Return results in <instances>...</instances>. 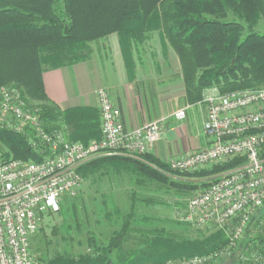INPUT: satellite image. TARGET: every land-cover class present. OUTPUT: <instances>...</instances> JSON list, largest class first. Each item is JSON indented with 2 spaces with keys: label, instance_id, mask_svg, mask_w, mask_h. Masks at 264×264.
Wrapping results in <instances>:
<instances>
[{
  "label": "trees",
  "instance_id": "16d2710c",
  "mask_svg": "<svg viewBox=\"0 0 264 264\" xmlns=\"http://www.w3.org/2000/svg\"><path fill=\"white\" fill-rule=\"evenodd\" d=\"M262 19L264 0H0V87L23 89L29 99L41 103L39 116L48 131L88 145L101 138L99 109L62 110L51 103L44 87L45 71L91 59V43L112 33L118 34L126 55L159 30L179 56L187 101L197 104L213 87L225 93L264 85V33L256 30ZM0 153L4 160L44 158L24 133L6 127L0 128ZM245 162L246 156L241 155L208 169L181 172L151 153L138 157L103 154L78 171L86 177L95 170L114 168L138 186L152 182L181 193L209 186ZM216 175L218 178L206 180ZM131 195L127 212L122 213L115 203L111 212L105 211L107 217L120 220V227L106 241L100 243L96 236L91 237L93 251L76 256L58 252L46 263L161 264L172 258L214 254L228 245L229 233L218 227L191 239L156 228L148 236V231L136 224L151 218L138 216L136 206L140 202L160 203L155 198L140 197L135 190ZM254 222L260 224L264 217L253 216L237 245L236 250L243 246L245 250L237 256L236 264H264V230L253 231Z\"/></svg>",
  "mask_w": 264,
  "mask_h": 264
},
{
  "label": "built area",
  "instance_id": "2783aa9c",
  "mask_svg": "<svg viewBox=\"0 0 264 264\" xmlns=\"http://www.w3.org/2000/svg\"><path fill=\"white\" fill-rule=\"evenodd\" d=\"M202 102L207 109L203 122L206 145L169 163L172 169L185 172L246 156L243 165L191 197L182 218L196 227L225 229L229 243L214 254L161 264H207L232 255L253 215L264 206V86L225 93L213 87L206 90ZM189 107L178 109L176 119L185 120ZM98 109L101 138L85 145L67 140L61 132L48 131L38 110L27 106L19 87H0V128L24 133L33 148L44 153L39 161L4 160L0 153V264H42L32 251V237L43 215L58 211L63 197L77 196L82 184L77 168L84 161L96 154L138 157L150 153L162 138L161 121L126 128L120 107L104 87L98 90Z\"/></svg>",
  "mask_w": 264,
  "mask_h": 264
},
{
  "label": "crops",
  "instance_id": "0c3cea01",
  "mask_svg": "<svg viewBox=\"0 0 264 264\" xmlns=\"http://www.w3.org/2000/svg\"><path fill=\"white\" fill-rule=\"evenodd\" d=\"M91 46L94 50L91 59L43 73L51 103L62 110L98 108V90L104 87L120 107L126 128L161 121L162 138L150 152L158 159L169 162L206 145L203 133L206 105L187 101L179 56L162 31L152 32L144 43L136 45L126 55L117 33ZM186 105L190 106L187 118L177 120L174 113ZM129 179L133 183V179Z\"/></svg>",
  "mask_w": 264,
  "mask_h": 264
},
{
  "label": "rangeland",
  "instance_id": "374dc122",
  "mask_svg": "<svg viewBox=\"0 0 264 264\" xmlns=\"http://www.w3.org/2000/svg\"><path fill=\"white\" fill-rule=\"evenodd\" d=\"M256 30L264 33L263 19L256 26ZM22 97L26 101L27 106L37 109L39 113L40 102L29 99L28 96L24 95V91H22ZM3 149L7 151L5 147ZM100 155L103 154H96L81 165L83 166L84 163ZM223 161L214 162L210 165ZM210 165L202 166L196 170L208 169ZM78 168L77 172L80 174ZM192 171H195V169ZM94 172L86 177L80 174L82 176V184L76 197H63L60 202V210L56 212L50 211L43 215L39 229L31 240L32 251L40 258L42 264H47V259L58 252H68L76 256L80 253L93 251L89 244L91 237L96 236L100 243L106 241L112 232L120 227V220L118 217L117 219L116 217H107L105 211L111 212L112 204L115 203L122 213L127 212L130 205L131 189H135L141 197L155 198L160 203L146 205L140 202L136 206L138 216L147 214L149 215L148 218H151L146 222L140 220L136 224L143 231H148V233H145L147 235L154 230L153 228H156L160 229V232L167 231L178 237L191 239L206 235L217 228L216 225L201 228L196 227L182 219L187 201L207 186L195 191L189 190V192L181 191L179 193L173 188L152 182H147V185L144 187H139L130 182L129 176L126 173L122 172L120 174L114 168L105 167ZM217 176H212L206 180L216 179L218 178ZM179 179L202 180L199 178ZM254 215L255 217H264V206ZM256 225H253V231L261 232L264 230V222ZM152 234L154 233H150V235ZM243 247H239V249L234 251L236 253L230 256L220 257L207 264H236L238 260L237 256L240 252H243ZM183 258L189 257H178L169 260Z\"/></svg>",
  "mask_w": 264,
  "mask_h": 264
}]
</instances>
